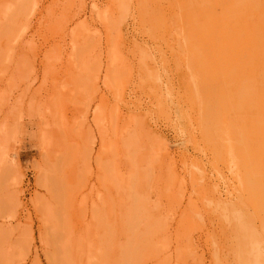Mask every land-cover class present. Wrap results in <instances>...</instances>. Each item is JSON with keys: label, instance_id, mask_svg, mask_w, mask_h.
<instances>
[{"label": "rangeland", "instance_id": "rangeland-1", "mask_svg": "<svg viewBox=\"0 0 264 264\" xmlns=\"http://www.w3.org/2000/svg\"><path fill=\"white\" fill-rule=\"evenodd\" d=\"M0 264H264V0H0Z\"/></svg>", "mask_w": 264, "mask_h": 264}, {"label": "bare ground", "instance_id": "bare-ground-1", "mask_svg": "<svg viewBox=\"0 0 264 264\" xmlns=\"http://www.w3.org/2000/svg\"><path fill=\"white\" fill-rule=\"evenodd\" d=\"M237 6V5H236ZM237 14V13H236ZM229 35V34H228ZM253 77V76H252ZM250 82V81H249ZM248 84V83H247ZM249 85V84H248ZM252 85H253V83H252Z\"/></svg>", "mask_w": 264, "mask_h": 264}]
</instances>
